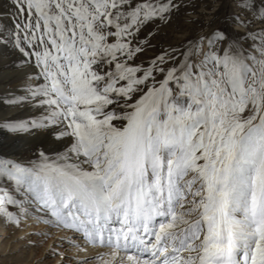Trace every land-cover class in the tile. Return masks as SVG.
<instances>
[{
	"label": "snow or ice",
	"instance_id": "1",
	"mask_svg": "<svg viewBox=\"0 0 264 264\" xmlns=\"http://www.w3.org/2000/svg\"><path fill=\"white\" fill-rule=\"evenodd\" d=\"M232 3L161 44L186 0H3L0 223L56 264H264V0Z\"/></svg>",
	"mask_w": 264,
	"mask_h": 264
},
{
	"label": "rangeland",
	"instance_id": "2",
	"mask_svg": "<svg viewBox=\"0 0 264 264\" xmlns=\"http://www.w3.org/2000/svg\"><path fill=\"white\" fill-rule=\"evenodd\" d=\"M186 3L190 7L182 9L170 25L161 28L160 34L154 43L177 44L186 36L195 35L201 28H205L209 22L213 26L220 24L224 17L234 10L232 0H186ZM0 11H3V0H0ZM10 63V56H0V67H9ZM12 81L16 82L14 72L7 77L0 76L3 89L13 86ZM34 232L41 234H30ZM52 247H56L58 250H67L70 254L76 252L71 244L70 236H65L58 230L49 229L42 223H36L30 219L20 229L0 223V264H14L17 262L56 264V260L59 258L51 255L49 249ZM9 249L11 256L7 257L5 254ZM15 255H18V259L14 258ZM79 255L83 256L85 253H79ZM65 264H72V262L66 261Z\"/></svg>",
	"mask_w": 264,
	"mask_h": 264
},
{
	"label": "bare ground",
	"instance_id": "3",
	"mask_svg": "<svg viewBox=\"0 0 264 264\" xmlns=\"http://www.w3.org/2000/svg\"><path fill=\"white\" fill-rule=\"evenodd\" d=\"M7 57V56H6ZM9 57V56H8ZM3 61V60H2ZM5 62H6V60H5ZM5 65H7V64H5ZM3 66V65H2ZM12 72H14L12 69H10V67H6L5 68V66L2 68V67H0V76L1 75H3V77H7V76H9V75H11L12 74ZM4 79V78H3ZM6 81V80H5ZM7 82V81H6ZM12 83H13V86L15 85V83L16 82H14V81H12ZM13 86H11V87H13ZM3 89V85H2V83L0 82V91ZM4 90V89H3ZM41 140H42V142H45L46 143V141H47V138H44V137H42L41 138ZM50 147H53V148H56L57 150H59V148H60V146L58 145V144H53V145H50ZM60 232V231H59ZM14 233H15V231H14ZM6 250V249H5ZM9 252H10V249L8 250V252H7V254H5L7 257H9V256H11V254H9ZM14 258H17L18 259V255H15V257ZM14 264H27V263H21V262H17V263H14Z\"/></svg>",
	"mask_w": 264,
	"mask_h": 264
}]
</instances>
